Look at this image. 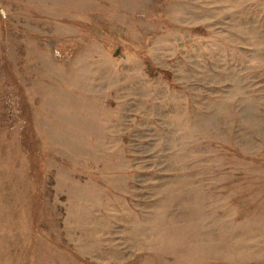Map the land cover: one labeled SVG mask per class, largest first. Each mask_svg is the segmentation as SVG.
<instances>
[{"label":"rangeland","instance_id":"rangeland-1","mask_svg":"<svg viewBox=\"0 0 264 264\" xmlns=\"http://www.w3.org/2000/svg\"><path fill=\"white\" fill-rule=\"evenodd\" d=\"M0 264H264V0H0Z\"/></svg>","mask_w":264,"mask_h":264},{"label":"trees","instance_id":"trees-1","mask_svg":"<svg viewBox=\"0 0 264 264\" xmlns=\"http://www.w3.org/2000/svg\"><path fill=\"white\" fill-rule=\"evenodd\" d=\"M165 74H166L167 77H171L170 74H168V73H165Z\"/></svg>","mask_w":264,"mask_h":264}]
</instances>
